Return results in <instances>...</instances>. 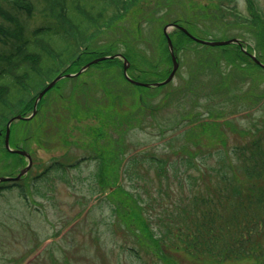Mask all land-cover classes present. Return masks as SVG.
I'll list each match as a JSON object with an SVG mask.
<instances>
[{
  "label": "rangeland",
  "instance_id": "1",
  "mask_svg": "<svg viewBox=\"0 0 264 264\" xmlns=\"http://www.w3.org/2000/svg\"><path fill=\"white\" fill-rule=\"evenodd\" d=\"M26 1L34 6L30 15L2 0L0 11L8 16L16 14L27 27L34 28L45 21L39 13L40 0ZM201 1L150 0L145 3L147 7L139 5L147 12L130 11L111 28L101 29L91 46L99 55L87 61L100 58L103 52L123 54L131 64L130 78L140 83L159 81L166 76L163 71L171 69L162 30L178 20L202 40H243L245 52L264 64V0H236L235 5H223L222 9L208 5L204 11L194 5ZM230 7H234L232 11ZM1 13L0 25L8 26ZM167 31L174 34L178 45L180 68L168 86L133 85L121 75V69L119 72L118 62L109 67L101 61L74 79L59 80L42 96L40 104L38 101L31 119L10 125L9 148L26 151L31 165L17 182L19 187L0 190V264H156L159 258L150 261L143 249L141 258L131 255L126 247L137 248V243L115 233L119 230L118 216L109 202L110 193L118 192L116 187L121 185L129 189L132 199L134 193L141 196L139 205L144 214H161L174 201L186 204L185 196L210 197L219 182L221 173L217 170L239 165L235 148L254 151L253 143L258 139L264 147V69L247 55L236 57V66L230 64L229 58L234 59L239 52L236 44L203 46L171 27ZM212 60L216 64L210 63ZM84 63L73 69L79 71ZM197 63L203 71L192 83ZM32 111L30 106L25 115ZM180 115L193 121V132L201 128L197 146H188L202 154L193 156L190 165L184 161V154L177 153L182 141H176L177 137L188 127L187 120L175 127ZM214 120L216 133L211 135ZM96 133L98 139L94 140L91 137ZM3 142L4 133L0 135V177L16 176L27 159L9 154L2 148ZM113 148L119 166L112 164ZM207 152L212 156L209 159ZM159 158L165 162L163 167L154 164ZM101 171L109 176L110 183L103 191L97 184ZM239 176L243 178L241 173ZM113 178L115 186L111 185ZM166 184L170 198L163 193ZM151 197L158 200L151 201ZM262 208L260 213L264 204ZM259 240L264 246V234ZM171 253L179 264H216L183 250Z\"/></svg>",
  "mask_w": 264,
  "mask_h": 264
},
{
  "label": "trees",
  "instance_id": "2",
  "mask_svg": "<svg viewBox=\"0 0 264 264\" xmlns=\"http://www.w3.org/2000/svg\"><path fill=\"white\" fill-rule=\"evenodd\" d=\"M2 1L16 10H27L29 15L34 7L26 0ZM147 1L150 2V0H40L39 13L45 21L34 28L27 27V23L20 21L16 14L8 16L4 10L0 11L3 12L1 16L9 22L8 26L0 25V42L3 45L0 50V133L5 132L9 118L17 114L25 115L28 108L33 106L38 93L57 74L75 73L77 70L73 68L79 62L86 63L88 58L99 55L91 46L95 37L101 33V29L111 28L130 11H137L135 14L147 12L139 6H146ZM235 3L236 0H202L194 5H199L200 9L204 8V11L208 5H218L217 9H222L225 7L223 5H235ZM136 7L137 10H133ZM233 8L230 7V10L232 11ZM254 19L256 20V17ZM175 31L193 43L184 33ZM173 35H170V38L179 63L178 45L176 47ZM101 54L111 55L108 52ZM124 56L128 59V56ZM245 56L246 54L241 51L235 53L234 59L229 58L230 64L236 66L235 58ZM168 59L171 62L170 56ZM116 62L119 63L118 70L121 73L123 63L119 59H106L102 63L111 67L115 66ZM210 63L216 64L213 60ZM179 70L180 68L176 74ZM169 71L163 72L167 76ZM201 71H203L202 66L197 63L192 73V83H195V77ZM64 79L71 80L74 77ZM55 86L56 84L46 93ZM178 100L183 99L181 97ZM144 108L148 111V108ZM192 108L193 106L186 112H191ZM182 112H185V109H182ZM180 120L175 127H180L183 120H187L185 125L188 127L177 137L176 141L182 140L177 153L184 154L185 156L182 155L184 161L190 165L193 156L201 152L191 150L188 145L192 143L197 146V141L201 139V128L193 132L192 128L195 126H190L193 121H190L186 115H180ZM216 125L214 120L210 125L211 135L216 133ZM198 132L200 137L197 136ZM91 138L97 140L98 133ZM171 142L169 141V146L172 145ZM253 147L254 151L250 149L251 152L247 153L244 148L234 149L240 163L236 169L224 170L221 167V170L220 168L217 170L221 173L219 177L221 184L217 182V187L212 190L210 197L194 194L191 197L185 196L183 200L187 199L186 204H177L174 201L175 204L171 203L163 208L166 217L164 213L144 214L143 208L139 205V202L142 203L141 196L134 193L132 199L129 196V189L118 185L116 187L118 192L114 190L108 197L118 216L119 230L115 233H121L123 238L125 237L126 240L130 238V241L138 245L137 248L126 247L125 243L126 249L129 248L127 251L141 258L140 249H143L145 256L150 257V261L154 262L156 257L159 258L156 264H179L180 260L172 255L171 250H183L197 259L205 256L216 264L248 260H251V264H264V246L259 240L264 234V211L260 213L264 204V147L261 146V139L254 142ZM105 153H108L107 147ZM111 154H115V148ZM205 154L207 159L212 157L209 152ZM153 161L157 166L165 165L160 158ZM119 163L121 164L119 156L115 154L112 164L119 166ZM108 177L105 171H101L97 183L99 191L109 187ZM111 181V185L115 186L116 179L113 178ZM159 183L161 184L160 180ZM167 184L165 190L160 188L159 192L163 191L166 197L170 198ZM11 187L19 186L14 182L0 183V190ZM144 188L148 194V187L144 186ZM156 200L158 199L151 197V201ZM226 212L229 215H226ZM122 227L123 231L120 230ZM153 251L154 253H151ZM66 258L69 260L68 257ZM53 261L57 260L53 258Z\"/></svg>",
  "mask_w": 264,
  "mask_h": 264
},
{
  "label": "water",
  "instance_id": "3",
  "mask_svg": "<svg viewBox=\"0 0 264 264\" xmlns=\"http://www.w3.org/2000/svg\"><path fill=\"white\" fill-rule=\"evenodd\" d=\"M168 26L164 27V35L166 37V41H167V45H168V50H169V53H170V56H171V61H172V69H171V72L169 73V75L167 76V78L161 82H156V83H152V84H145V83H140V82H136L132 79H130L127 75H126V69L128 67V62L126 59L123 58V62H124V66H123V71H124V74H125V77L126 79L130 82V83H133V84H136V85H142V86H149V85H152V86H160V85H163V84H166L168 83L174 76V73L176 72L177 68H178V63L176 61V57L174 55V50H173V46H172V43H171V40L168 36V34L166 33V29H167ZM172 27H175V28H178L180 29L181 31H183L187 36H189L191 39L195 40L196 42H199L201 44H207V45H210V46H221V45H226V44H230L232 42H235L236 40L235 39H232V40H228V41H204V40H200V39H197L195 37H193L192 35H190L184 28L176 25V24H173ZM117 56V55H116ZM107 58H113V57H100V58H97V59H93L92 61L86 63L77 73L75 74H59L57 75L50 83H48L37 95L34 103H33V111L31 113L30 116L28 117H23L22 115H16V116H13L11 119L8 120L7 124H6V128H5V136H4V145L6 147L7 150L11 151V152H14V153H17V154H20L22 156H24L26 159H27V165L19 172V174L16 176V177H0V182H3V181H17L19 180L29 169L30 165H31V158L29 156L28 153H26L25 151H22V150H19V149H16V150H11L9 148V126L10 124L14 121V120H20V119H30L35 111H36V105L38 103V101L41 99V97L46 93V91H48L58 80H60L61 78L63 77H72V76H76L80 73H82L84 70H86L90 65L92 64H96L100 61H103ZM251 59L256 63L258 64L260 67L264 68V64H261L258 60H256V58L254 56H251Z\"/></svg>",
  "mask_w": 264,
  "mask_h": 264
}]
</instances>
